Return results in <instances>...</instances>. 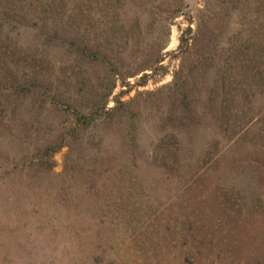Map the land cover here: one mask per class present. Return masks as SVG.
<instances>
[{
	"label": "rangeland",
	"instance_id": "374dc122",
	"mask_svg": "<svg viewBox=\"0 0 264 264\" xmlns=\"http://www.w3.org/2000/svg\"><path fill=\"white\" fill-rule=\"evenodd\" d=\"M0 264H264V0H0Z\"/></svg>",
	"mask_w": 264,
	"mask_h": 264
},
{
	"label": "trees",
	"instance_id": "16d2710c",
	"mask_svg": "<svg viewBox=\"0 0 264 264\" xmlns=\"http://www.w3.org/2000/svg\"><path fill=\"white\" fill-rule=\"evenodd\" d=\"M23 83H25V82L23 81ZM22 84H20V85H22ZM176 85L177 84H175V86ZM181 96L183 97V100L186 99L183 94H181ZM113 111L114 110H112L111 112H105V115H109V113H112ZM93 113H94V110L92 111V115H90V116H88L89 114L84 115V114H80V113H77V112L72 113V116H73V119H72L73 127L71 129V132L76 131L77 127L81 126L82 124L84 125L88 121V119H90V117L93 116Z\"/></svg>",
	"mask_w": 264,
	"mask_h": 264
},
{
	"label": "water",
	"instance_id": "95a60500",
	"mask_svg": "<svg viewBox=\"0 0 264 264\" xmlns=\"http://www.w3.org/2000/svg\"><path fill=\"white\" fill-rule=\"evenodd\" d=\"M188 2L192 4L193 3V0H188Z\"/></svg>",
	"mask_w": 264,
	"mask_h": 264
}]
</instances>
